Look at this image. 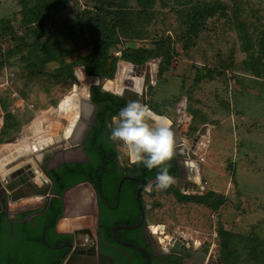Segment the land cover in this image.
Instances as JSON below:
<instances>
[{"label": "rangeland", "instance_id": "rangeland-1", "mask_svg": "<svg viewBox=\"0 0 264 264\" xmlns=\"http://www.w3.org/2000/svg\"><path fill=\"white\" fill-rule=\"evenodd\" d=\"M41 3L0 0V111L9 126L18 122L17 142L32 141L52 124L62 127L59 118L41 120L53 113L70 118L74 111L61 114L60 105L76 87L84 95L93 79L104 86L119 82L124 59L132 68L144 65L150 75L139 79L145 86L151 82L155 113L189 120L184 139L203 135L196 149L197 187L206 196L186 198L200 192L155 186L145 194L148 225L158 229L164 246L174 236H191L209 248L220 246L214 258L227 264H264V0L109 4V12L125 11L136 26L119 35L105 73L94 76L83 60L101 38L95 28L99 0H55L43 30L25 13ZM162 40L167 49L156 59ZM209 69L217 71L207 75ZM11 139L0 149L7 152ZM120 153L128 161L122 147Z\"/></svg>", "mask_w": 264, "mask_h": 264}, {"label": "flooded vegetation", "instance_id": "flooded-vegetation-1", "mask_svg": "<svg viewBox=\"0 0 264 264\" xmlns=\"http://www.w3.org/2000/svg\"><path fill=\"white\" fill-rule=\"evenodd\" d=\"M130 80L132 100L155 112L148 100L150 80L146 86L139 78ZM85 85L87 94L83 95L81 87H76L73 96L67 98V105L60 109L61 114L66 111L74 114L70 118L57 113L46 116L48 123L59 118L62 127L55 130L52 124L45 133L25 141L23 154L16 140L20 129L5 137L7 116L0 111V145L12 138L7 152L0 149V170L5 157L10 168L18 169L6 182L0 180V264H136L134 260L130 262L127 253L117 252L107 244L111 239L126 246L116 238L140 245L160 262L168 255H175L163 251L168 244L164 246L156 236L158 229L148 225L145 194L150 191L146 186L151 184L152 189L156 186L159 169L120 162L122 146L118 148L119 142L109 138L116 126L112 118L118 115L103 112L93 101L94 87L103 93L110 92L106 85L94 79ZM126 88L129 86L121 90ZM126 102L127 105L130 101L126 99ZM183 110L182 105L179 114ZM168 119L173 132V157L166 162L174 178L171 187L188 189L189 194L200 192L196 158L200 135L184 139L183 128L191 122L183 117ZM141 185L142 210L137 202ZM106 226L109 237L103 234L102 228Z\"/></svg>", "mask_w": 264, "mask_h": 264}, {"label": "trees", "instance_id": "trees-1", "mask_svg": "<svg viewBox=\"0 0 264 264\" xmlns=\"http://www.w3.org/2000/svg\"><path fill=\"white\" fill-rule=\"evenodd\" d=\"M155 0H141L142 3H150L153 4ZM126 0H99V8L98 13L95 16V28L100 35V39L95 41L94 48L90 55H88L83 60V65L85 66L86 72L88 75L94 76L98 74L105 73V66L108 60V54L110 49L115 46L117 38L120 34L122 35H129V31H133L136 25H133L134 21L131 23L128 19H132L128 17V14L123 11H113L112 13L109 12L107 6L109 4H114L116 8L123 7ZM55 8V0H42V3L37 8H27L25 10L26 17L33 20L34 22L39 23L40 29H44V22L48 19V17L52 14ZM147 10L144 8V11ZM128 20V21H127ZM167 49V41L162 40V46L157 48L156 51V59H159L163 52ZM141 53L138 55V58L135 59L137 64L142 63V55ZM124 61L128 62L127 59ZM162 61V60H161ZM117 66V65H116ZM115 67V66H114ZM116 70L114 68L113 72ZM217 70L216 69H209L207 75L214 74ZM111 75V74H110ZM206 75V76H207ZM93 101L102 107V111H108L111 115H118L119 111L126 106V99L123 98H115L114 95L110 93H103L99 87L93 88ZM6 131L16 130L18 129V122H12V126H9L8 118L6 119ZM186 198H193V199H206L205 195H189L185 196ZM103 234H107L106 236L109 237L108 229L109 227H103ZM107 244H110L115 250L120 252H125L130 257V262L136 264H145L144 256L136 251L133 247L128 246H120L115 241L108 239ZM220 249V247H219ZM136 258V259H135ZM225 259V264H227V259ZM151 264H182V258L177 255H168L164 262H160L159 259L151 254Z\"/></svg>", "mask_w": 264, "mask_h": 264}, {"label": "clouds", "instance_id": "clouds-1", "mask_svg": "<svg viewBox=\"0 0 264 264\" xmlns=\"http://www.w3.org/2000/svg\"><path fill=\"white\" fill-rule=\"evenodd\" d=\"M110 140L119 142L130 164H143L147 169H159L156 187L167 189L174 183L166 162L173 157V132L166 116L158 115L147 105L132 101L112 118ZM121 163L123 159L121 158ZM151 191L152 185L146 186Z\"/></svg>", "mask_w": 264, "mask_h": 264}, {"label": "water", "instance_id": "water-1", "mask_svg": "<svg viewBox=\"0 0 264 264\" xmlns=\"http://www.w3.org/2000/svg\"><path fill=\"white\" fill-rule=\"evenodd\" d=\"M126 66H128V62H126V61H123L121 64H119V69H118L119 73L117 76V81L120 80V76H122V70ZM143 67H144V65L134 66L133 68L136 70H139ZM133 75H135V73H133ZM90 78L93 79L94 77H90ZM110 81L111 80H107L105 85H106L107 90L112 91V89L108 88V86H107L110 83ZM127 84H128L130 89L126 88L124 90L117 91V94L125 97L130 102H132L133 101L132 100L133 81L128 80ZM144 90L146 93V87ZM112 92H114V91H112ZM62 107H63V102L60 105V108H62ZM199 138L201 141L203 138V135H200ZM4 161H5V165L0 170V172H1V179L0 180H2V182H6L9 179V177L13 174V172L18 170L16 168H12V167L10 168L9 167L7 157H5ZM3 170H6V171L3 172ZM121 183H122V181L120 182L119 191H120ZM141 188H142V185L139 187L138 192H137V202L139 204V207L142 210V204L140 201ZM197 193H199V192H197ZM204 194H205L204 191H202V192L200 191V193H199V195H204ZM137 226H135V227H137ZM121 227L122 228H134V227H127V226H121ZM116 240L120 244L135 247L138 250H140L141 253L143 254L144 258H145V264H151V256L146 249H144L140 245L133 243V242H126V241L120 240L118 238H116ZM217 247H219V246L217 245ZM209 249L210 248L208 245L201 244L198 241H194V239L191 236H187V237H180V236L175 237L174 236L169 240L168 245L163 249V251L167 254H175V255L180 256L183 259V264H210L207 262L208 259L211 261V263L213 262V264H225L222 259H219L216 261L212 259L213 255L216 254L218 249H213V251H210V255L208 256Z\"/></svg>", "mask_w": 264, "mask_h": 264}, {"label": "bare ground", "instance_id": "bare-ground-1", "mask_svg": "<svg viewBox=\"0 0 264 264\" xmlns=\"http://www.w3.org/2000/svg\"><path fill=\"white\" fill-rule=\"evenodd\" d=\"M132 67H129V66H127V67H124L123 68V70H122V76H120V80H118L119 82H110L109 83V86H111V88L110 89H112V91H120L121 89H123V87H126V86H128V84H127V81L128 80H130L131 78L129 77L130 76V71L132 70L131 69ZM132 72V71H131ZM134 73H135V78H140V79H143V75H150V72H149V70L147 69V67H143V68H141V69H139V70H134ZM136 74L137 75H139L138 77H136ZM152 81V80H151ZM114 89V90H113ZM71 96H73V93L72 94H70L67 98H70ZM67 98L63 101V107L65 106V105H67V103H66V100H67ZM62 107V108H63ZM45 119V118H44ZM44 119H42L41 120V122H44ZM45 121H46V119H45ZM45 131V130H44ZM44 131H42L41 133H44ZM40 133V132H39ZM41 144V143H40ZM24 145H27V142L25 143V142H22V143H20V153L21 154H23L24 153ZM34 146H35V144H34ZM28 148V147H27ZM26 153V152H25ZM27 153H29V152H27ZM5 164H3V166H4ZM0 175H1V172H0ZM156 235V234H155ZM157 236V235H156ZM210 251H211V248L209 249V252H208V256L210 255ZM207 262L208 263H210V264H213V262L211 263V261L208 259L207 260Z\"/></svg>", "mask_w": 264, "mask_h": 264}, {"label": "crops", "instance_id": "crops-1", "mask_svg": "<svg viewBox=\"0 0 264 264\" xmlns=\"http://www.w3.org/2000/svg\"><path fill=\"white\" fill-rule=\"evenodd\" d=\"M6 146H7V148L11 147V143L6 144ZM213 249H214L213 246H211V251H213ZM214 257H215V254L213 255L212 259L216 261L217 259H215Z\"/></svg>", "mask_w": 264, "mask_h": 264}]
</instances>
